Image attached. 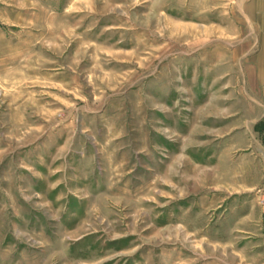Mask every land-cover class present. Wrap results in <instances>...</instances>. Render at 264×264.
<instances>
[{
  "label": "rangeland",
  "instance_id": "374dc122",
  "mask_svg": "<svg viewBox=\"0 0 264 264\" xmlns=\"http://www.w3.org/2000/svg\"><path fill=\"white\" fill-rule=\"evenodd\" d=\"M258 50L264 0H0V264H264Z\"/></svg>",
  "mask_w": 264,
  "mask_h": 264
},
{
  "label": "crops",
  "instance_id": "0c3cea01",
  "mask_svg": "<svg viewBox=\"0 0 264 264\" xmlns=\"http://www.w3.org/2000/svg\"><path fill=\"white\" fill-rule=\"evenodd\" d=\"M260 53H261V50H258L253 55V56L257 55L258 56V62L260 61L262 64L261 67L257 69L259 73L264 72V52L262 54H260ZM251 55H249V56H251ZM263 116H264V114L261 115L257 121H254V125H255V127L259 125V127H261L264 130V122H260ZM232 207H233V205L226 206L224 208V212L227 213L229 211L228 215H231V216L227 217L225 220L226 223L229 224L228 228L232 224L239 222V220L244 219V217H245V219H247L246 216H248L250 213L249 209H247V207L244 205H240V207H239V205H236V207L235 208L233 207V209H232ZM225 215H227V214H225ZM249 226L250 225H244L243 228H240L239 230H236V231L233 230V232H232V233H234L235 239L240 240V244H238V246L240 245L241 248L245 247L246 245H249L250 244L249 240L252 238H255V240H258L260 238L262 241H264V226L262 225L260 228L261 234L259 232V234H258L259 237H254V234L249 229ZM207 233H208L207 235L209 238L215 237V236H219V238H226L227 236H229L227 231L226 232L225 231L220 232L219 234H217L215 231H213V232L208 231ZM249 235H251V236L249 237ZM244 250H246V249H244ZM247 264H249V262Z\"/></svg>",
  "mask_w": 264,
  "mask_h": 264
}]
</instances>
